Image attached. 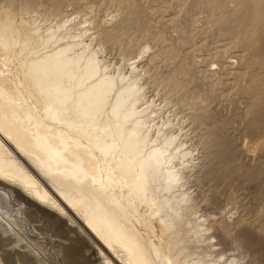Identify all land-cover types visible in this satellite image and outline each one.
Wrapping results in <instances>:
<instances>
[{"label":"rangeland","instance_id":"1","mask_svg":"<svg viewBox=\"0 0 264 264\" xmlns=\"http://www.w3.org/2000/svg\"><path fill=\"white\" fill-rule=\"evenodd\" d=\"M17 1L18 18L64 21L98 49L110 74L120 68L141 78L150 137L172 132L188 152L172 165L180 174L175 194L190 199L186 230L202 227L186 244L190 252L219 264H264V0ZM1 198V264L21 263L20 253L22 264H64L60 239L78 247L71 264H106L66 219H50L21 197ZM27 240L48 247L42 253Z\"/></svg>","mask_w":264,"mask_h":264},{"label":"bare ground","instance_id":"2","mask_svg":"<svg viewBox=\"0 0 264 264\" xmlns=\"http://www.w3.org/2000/svg\"><path fill=\"white\" fill-rule=\"evenodd\" d=\"M15 2L0 4V202L21 197L66 219L106 264H219L187 246L202 227L186 230L190 199L175 194L172 163L188 152L172 132L150 137L140 77L110 74L98 49L64 21L18 18ZM60 240L65 262L74 263L78 247ZM23 255L14 256L19 264Z\"/></svg>","mask_w":264,"mask_h":264}]
</instances>
